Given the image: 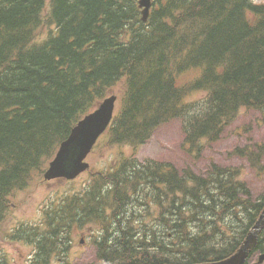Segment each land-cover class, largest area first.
I'll use <instances>...</instances> for the list:
<instances>
[{"label": "trees", "instance_id": "16d2710c", "mask_svg": "<svg viewBox=\"0 0 264 264\" xmlns=\"http://www.w3.org/2000/svg\"><path fill=\"white\" fill-rule=\"evenodd\" d=\"M190 69L199 70L197 78L177 83L175 74ZM114 91L119 107L106 144L136 147L179 120L182 146L194 158L241 109L264 111V2L154 0L143 22L136 0H0V232L11 224L19 192ZM196 92L202 99L189 100ZM232 154L262 171L263 143ZM210 163L204 173L118 154L74 191L48 199L42 218L27 227L36 245L32 264H73L75 236L89 225L100 229L86 242L112 264L229 256L264 196L252 197L239 168ZM133 198L138 214L127 210ZM130 214L135 221L124 219ZM20 228L10 235L18 238ZM263 238L264 231L261 251ZM4 256L0 264H11Z\"/></svg>", "mask_w": 264, "mask_h": 264}, {"label": "rangeland", "instance_id": "374dc122", "mask_svg": "<svg viewBox=\"0 0 264 264\" xmlns=\"http://www.w3.org/2000/svg\"><path fill=\"white\" fill-rule=\"evenodd\" d=\"M198 72L197 69H190L184 71V73H176L177 83L185 85L192 80L194 81L199 74ZM202 94L196 92L189 97V100L196 98L201 100ZM182 141L183 133L180 121L171 120L157 127L151 138L140 146L123 144L107 147L99 143L98 146L93 148V152L86 160L92 168L101 169L108 166L118 154L125 156L135 154L139 160L160 159L171 162L179 168L190 163L195 172H203L212 160L221 165H232L239 168L241 177L248 182L254 197L264 193V169L262 175H256L244 158L231 153L237 146H244L249 143H264V111L241 109L239 115L227 127L221 139L216 143L203 147L201 152L195 155L194 158L186 153ZM261 165L264 167V158ZM86 177L87 174L84 173L72 182L65 179H55L47 182L42 178H36V183H32L29 188L19 193L17 204L9 218L13 224L16 223L17 225L22 221H39L42 207L48 199L57 197L59 194H66L67 190L74 191L83 184ZM130 216L131 214L127 217ZM79 235L78 233L75 238ZM262 244L264 245V242ZM1 251L6 254L9 251L12 257L9 260H12L13 264H24L32 249L31 246L22 242L0 240V253ZM73 251L77 254V258H72V261L74 259L73 264H111L104 260H98L92 247L87 248L86 245L85 247L77 245ZM257 256V253L252 255L249 264L255 262ZM261 264H264V261Z\"/></svg>", "mask_w": 264, "mask_h": 264}, {"label": "water", "instance_id": "95a60500", "mask_svg": "<svg viewBox=\"0 0 264 264\" xmlns=\"http://www.w3.org/2000/svg\"><path fill=\"white\" fill-rule=\"evenodd\" d=\"M138 5L142 9V20L146 21L151 0H138ZM115 101V95L105 98L92 113L86 115L72 128L68 137L61 142L55 157L49 163V167L44 173L45 179L50 180L57 177L73 179L88 168L85 158L99 135L111 121ZM263 227L264 210L234 254L226 259L206 264H244L249 253L256 245L258 235ZM263 257H260V261Z\"/></svg>", "mask_w": 264, "mask_h": 264}]
</instances>
